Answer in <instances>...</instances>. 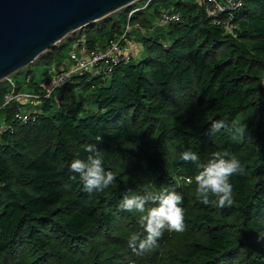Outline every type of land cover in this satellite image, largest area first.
<instances>
[{"label":"trees","instance_id":"1","mask_svg":"<svg viewBox=\"0 0 264 264\" xmlns=\"http://www.w3.org/2000/svg\"><path fill=\"white\" fill-rule=\"evenodd\" d=\"M155 1L158 19L161 9L174 7L181 21L164 25L166 35L139 37L144 55L114 65L105 81L80 79L63 88L95 90V111L55 110L45 98L43 109L20 123L14 118L20 100L4 104L9 90L0 85V123L11 127L0 125V264H264V0H244L233 14L236 37L194 1L147 0L145 8ZM134 4L67 39L105 47L123 34ZM143 10L130 16L141 29L148 22ZM60 47L33 62L54 64ZM32 84L36 94L50 86ZM249 108L256 111L234 140L237 116ZM217 121L225 127L211 131ZM89 144L104 152V168L116 176L103 191L87 192L70 170ZM189 149L200 163L216 151L240 160L230 206L219 208L211 194L202 203L200 169L180 159ZM164 189L183 195L185 230L165 229L152 250L138 254L128 240L144 232L141 214L119 203L129 192Z\"/></svg>","mask_w":264,"mask_h":264},{"label":"clouds","instance_id":"2","mask_svg":"<svg viewBox=\"0 0 264 264\" xmlns=\"http://www.w3.org/2000/svg\"><path fill=\"white\" fill-rule=\"evenodd\" d=\"M224 127L223 121H217L211 125V131L219 132ZM84 151L87 153L86 157L82 158L77 153L71 162L70 170L78 174L87 192L103 191L114 182L115 173L105 170L104 152L95 144L87 145ZM180 159L195 163L200 169L195 182L196 191L203 198L202 203H209V194L216 198L215 202L221 209L233 203V185L230 178L243 172V166L234 154L216 151L206 162L200 163L199 155L189 149L180 154ZM183 199L181 193L168 189L158 193H126L119 203V208L129 213H140L139 222L144 228L143 233L130 235L129 247L138 254L146 253L157 245L165 229L183 232L185 230Z\"/></svg>","mask_w":264,"mask_h":264},{"label":"water","instance_id":"3","mask_svg":"<svg viewBox=\"0 0 264 264\" xmlns=\"http://www.w3.org/2000/svg\"><path fill=\"white\" fill-rule=\"evenodd\" d=\"M137 0H0V81L78 29Z\"/></svg>","mask_w":264,"mask_h":264},{"label":"built area","instance_id":"4","mask_svg":"<svg viewBox=\"0 0 264 264\" xmlns=\"http://www.w3.org/2000/svg\"><path fill=\"white\" fill-rule=\"evenodd\" d=\"M191 1H194L204 9L207 18L210 19L213 24L221 27L226 33L231 34L233 37H236V25L233 20V14L240 9L244 0ZM137 10L138 9L132 10L129 13L123 34L116 39H112L105 47L91 49L83 39H79L76 43H73L68 51L69 65L67 67L49 66L48 73L51 76V83L46 94H13L11 92H6L4 94V104L16 99H25L29 103H33L34 100L49 98L54 89L64 88L68 85L76 86L80 79H99L101 82L105 81L109 78L114 65L132 59V54L129 50L130 41L127 37L134 27L130 20V16ZM181 19L180 11L174 7L161 9L160 11L159 22L162 25L178 23ZM135 26L140 27L138 24ZM164 46L167 47L168 44H164ZM14 118L20 123H26L31 120L32 116L30 112L22 110L20 106L17 108ZM1 126L4 129L11 128L10 125L5 123ZM186 181L189 182V179L186 178ZM128 264L134 263L129 262Z\"/></svg>","mask_w":264,"mask_h":264},{"label":"rangeland","instance_id":"5","mask_svg":"<svg viewBox=\"0 0 264 264\" xmlns=\"http://www.w3.org/2000/svg\"><path fill=\"white\" fill-rule=\"evenodd\" d=\"M147 0H137L135 1V10L142 9L144 7L145 16L148 19L147 23H144L141 27H137L136 22L134 21L133 28L130 31L128 37L133 38L134 33L138 32L139 37L142 39L144 35L146 36H154V35H166L169 31V27L160 24L158 15L155 14L156 6H158V2L150 4V6L145 8ZM177 1V0H176ZM144 4V5H143ZM139 13H135V16L139 18ZM138 20V19H137ZM151 29L155 30V33L151 32ZM167 37V36H165ZM82 38V37H81ZM78 38H74L73 41H69L67 37H64L61 42V47L59 49L60 55H54V64L47 61H37L32 62L29 65L19 69L18 71L10 74L6 78L0 81V85L8 88L9 92L15 93L16 89L19 91L18 93H32L36 94V90L34 85L32 84V80L36 82L38 85L49 86L51 83V76L48 73L49 64L55 65L57 67H67L69 65L68 61V51L73 43H76ZM58 44V43H57ZM60 46V44H59ZM131 44L129 45V50ZM127 49V48H126ZM132 54V52H131ZM144 55V54H143ZM262 82L264 83V74L262 77ZM46 83V84H45ZM65 88V87H64ZM94 91L92 89H84L83 87H72L68 88L67 91H64L63 88H56L51 93L49 97L52 109H62L66 106H80L85 109V112H92L96 110V105L94 103ZM43 93V92H40ZM68 98V99H66ZM25 101V99H24ZM28 102V101H26ZM36 105V108H33L34 111H41L43 109L44 100H34L33 102ZM26 111V110H25ZM255 108H249L244 113L237 116L235 121L236 135L233 137L234 140H240L242 138V134L245 128V119L248 116H252L255 113ZM31 112V111H26ZM180 115L181 112H179ZM187 116V115H184ZM3 122L0 123L2 125ZM133 262V261H131ZM134 263V262H133ZM135 264V263H134Z\"/></svg>","mask_w":264,"mask_h":264},{"label":"crops","instance_id":"6","mask_svg":"<svg viewBox=\"0 0 264 264\" xmlns=\"http://www.w3.org/2000/svg\"><path fill=\"white\" fill-rule=\"evenodd\" d=\"M154 29H151V32H154ZM130 48L132 52V60L138 61L140 60L141 56L143 55V48L141 47V41L139 40L138 32L134 33L133 38H130ZM48 87V86H46ZM67 91V90H64ZM68 99V98H66ZM17 103L22 107V110L26 111H33V108H36L34 103H29L24 101V99H20Z\"/></svg>","mask_w":264,"mask_h":264}]
</instances>
